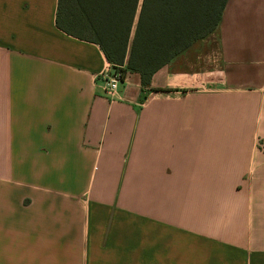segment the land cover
<instances>
[{"label": "crops", "instance_id": "0c3cea01", "mask_svg": "<svg viewBox=\"0 0 264 264\" xmlns=\"http://www.w3.org/2000/svg\"><path fill=\"white\" fill-rule=\"evenodd\" d=\"M58 0H0V264H264V0L109 100Z\"/></svg>", "mask_w": 264, "mask_h": 264}, {"label": "trees", "instance_id": "16d2710c", "mask_svg": "<svg viewBox=\"0 0 264 264\" xmlns=\"http://www.w3.org/2000/svg\"><path fill=\"white\" fill-rule=\"evenodd\" d=\"M228 0H58L56 26L96 44L112 68L153 75L220 25Z\"/></svg>", "mask_w": 264, "mask_h": 264}, {"label": "built area", "instance_id": "2783aa9c", "mask_svg": "<svg viewBox=\"0 0 264 264\" xmlns=\"http://www.w3.org/2000/svg\"><path fill=\"white\" fill-rule=\"evenodd\" d=\"M99 77L102 79L103 95L109 100L117 99L119 86L125 79L122 72L113 69L110 65L106 67Z\"/></svg>", "mask_w": 264, "mask_h": 264}]
</instances>
